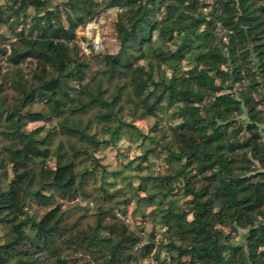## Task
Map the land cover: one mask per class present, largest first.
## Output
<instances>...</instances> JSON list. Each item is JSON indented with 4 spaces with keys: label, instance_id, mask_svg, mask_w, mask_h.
<instances>
[{
    "label": "trees",
    "instance_id": "obj_1",
    "mask_svg": "<svg viewBox=\"0 0 264 264\" xmlns=\"http://www.w3.org/2000/svg\"><path fill=\"white\" fill-rule=\"evenodd\" d=\"M0 228V264H264V0L0 3Z\"/></svg>",
    "mask_w": 264,
    "mask_h": 264
},
{
    "label": "rangeland",
    "instance_id": "obj_2",
    "mask_svg": "<svg viewBox=\"0 0 264 264\" xmlns=\"http://www.w3.org/2000/svg\"><path fill=\"white\" fill-rule=\"evenodd\" d=\"M55 1H58V0H55ZM2 2H4V0H0V3H2ZM116 12H118V9H116V8L109 9V10L100 12L97 16H95L94 18H92V19H90L88 21V22L94 21L96 24L99 25V28H98L99 36H100V39L102 38V45L104 47H106V48H104V50H97L98 52L94 51L91 48L90 53L85 54L83 52L84 55L89 56V55H92V54L102 53V51H104V52L105 51H113L115 49V43L112 40V36H111L112 33H111V25H110L111 23H110V21H111L113 15L116 14ZM99 22H100V24H99ZM83 27L78 28L76 33L79 30L82 31ZM80 37H82V38L80 40H77V45L81 49V45L82 44L86 45V43H89V42L85 38H83V36H80ZM98 63H99V61L98 62L97 61H93V63H92V70L93 71H96V69L99 68V64ZM164 119H165L164 121L167 122L169 117L166 115ZM154 123H155V119L154 118H145V119H140L139 118V119L135 120V124H137V126L140 127L141 131H143V132L149 131V128ZM29 127H31V126H29ZM123 152L125 154L130 153L129 151H127V144H123L122 145V149H121L122 155H123ZM102 154L104 155V160L103 161L108 165V168L110 170L113 169V168H119L120 167L119 164H121L122 162H126L127 161V157H128L127 155H124L126 157L120 156V153L117 152L116 148H114V149H109L108 148V149L104 150L102 152ZM149 162L152 165V169H153L154 173H157V172H161L162 173V172H164L165 166H163L162 159L159 158L156 154L155 155H150ZM124 207H125V209H124L125 210V214L127 215L126 219H128L126 221V223H129V222H131L130 215H131L133 206L130 205V204H127ZM34 211L36 212V215L38 217L41 216L43 214V212H44V210H42V209L35 210V206L33 205L32 208H31V213H33ZM145 227H146L145 229H146L147 232L150 231L151 225L146 224ZM2 234H3V229L0 228V239H1V235ZM234 241L235 242H240V236H237Z\"/></svg>",
    "mask_w": 264,
    "mask_h": 264
},
{
    "label": "built area",
    "instance_id": "obj_3",
    "mask_svg": "<svg viewBox=\"0 0 264 264\" xmlns=\"http://www.w3.org/2000/svg\"><path fill=\"white\" fill-rule=\"evenodd\" d=\"M100 24V22H99ZM99 25L96 24L94 21L88 22L83 28L82 31H78L76 33V43L77 40H80L83 36L89 43H86V45H81V50L85 53L88 54L90 53L91 48L98 52L97 50H102V42L99 36V31H98Z\"/></svg>",
    "mask_w": 264,
    "mask_h": 264
}]
</instances>
